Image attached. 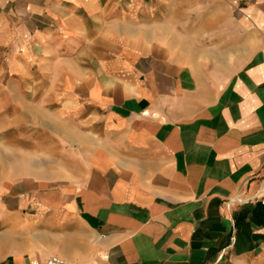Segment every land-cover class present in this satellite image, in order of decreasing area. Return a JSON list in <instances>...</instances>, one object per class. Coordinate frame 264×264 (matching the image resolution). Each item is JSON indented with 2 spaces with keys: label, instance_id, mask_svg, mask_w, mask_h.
<instances>
[{
  "label": "crops",
  "instance_id": "0c3cea01",
  "mask_svg": "<svg viewBox=\"0 0 264 264\" xmlns=\"http://www.w3.org/2000/svg\"><path fill=\"white\" fill-rule=\"evenodd\" d=\"M0 84V264H264V0H0Z\"/></svg>",
  "mask_w": 264,
  "mask_h": 264
},
{
  "label": "rangeland",
  "instance_id": "374dc122",
  "mask_svg": "<svg viewBox=\"0 0 264 264\" xmlns=\"http://www.w3.org/2000/svg\"><path fill=\"white\" fill-rule=\"evenodd\" d=\"M13 87L8 85L6 86L0 84V93H12L11 90ZM2 89V91H1ZM25 105L20 104L19 113L20 116L16 115V105L14 101L4 102L1 100L0 96V156L7 157H31V156H47L48 155V146L52 144H24L31 142L32 135H37L32 127L38 128L41 126L45 120V116H42L39 111L36 110V117L30 116L29 112L31 108V102L24 100ZM38 109V108H37ZM18 118V119H17ZM18 120V121H17ZM25 128L27 130H25ZM38 145L39 150H38Z\"/></svg>",
  "mask_w": 264,
  "mask_h": 264
},
{
  "label": "built area",
  "instance_id": "2783aa9c",
  "mask_svg": "<svg viewBox=\"0 0 264 264\" xmlns=\"http://www.w3.org/2000/svg\"><path fill=\"white\" fill-rule=\"evenodd\" d=\"M238 200L241 201V199H238ZM257 200L260 203L264 204V193L257 196ZM36 264H68V263H66L60 257L53 255V256L47 257L44 261L36 263Z\"/></svg>",
  "mask_w": 264,
  "mask_h": 264
}]
</instances>
